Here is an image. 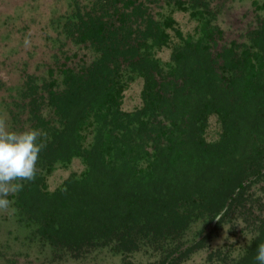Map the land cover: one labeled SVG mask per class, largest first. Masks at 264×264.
Here are the masks:
<instances>
[{"label":"trees","instance_id":"trees-1","mask_svg":"<svg viewBox=\"0 0 264 264\" xmlns=\"http://www.w3.org/2000/svg\"><path fill=\"white\" fill-rule=\"evenodd\" d=\"M169 5L191 11L197 37L155 13ZM209 8L204 0H73L55 22L59 45L45 75H24L2 99L9 131L48 135L35 180L8 198L32 238L58 255L151 251V264H182L221 223L240 220L252 234L240 255L216 250L207 260L259 264L264 18L244 41L226 42ZM169 31L177 42L163 62L157 52ZM72 47L91 58L70 64ZM136 81L141 104L124 111V92ZM211 117L215 139L206 137ZM73 159L84 171L48 190L47 176Z\"/></svg>","mask_w":264,"mask_h":264},{"label":"rangeland","instance_id":"rangeland-1","mask_svg":"<svg viewBox=\"0 0 264 264\" xmlns=\"http://www.w3.org/2000/svg\"><path fill=\"white\" fill-rule=\"evenodd\" d=\"M204 1L209 2V10L214 15L210 16L212 23L222 31L226 42L244 41L247 32L256 26L258 19L264 18V0ZM72 2L73 0H0V116L6 119V102L2 100H7L8 94L3 91L5 88L15 87L24 75L31 72L45 75L59 45L56 41L59 30L56 29L55 22L66 14V9H70ZM189 6L185 4L184 8ZM203 12L206 14L207 11ZM155 13L170 16L174 21L173 28L178 29L183 37H197L199 23L189 9H177L169 5L155 10ZM169 34V45L157 52V57L163 62L168 61L171 48L177 42L174 32L169 31ZM25 39L30 41L27 47ZM72 50L76 56L69 61L70 64L91 58L85 50L78 51L75 47ZM73 52L69 54L72 55ZM140 90L141 82L136 81L124 92V111H132L140 106ZM208 123L206 137L215 139L218 124L214 117ZM83 171L81 161L73 159L67 167L56 168L47 176V189L52 191L69 175H80ZM199 229V226L192 227L185 239L192 240ZM249 230L240 220L224 221L212 233L206 247L193 253L182 264H220L216 257L210 262L207 260L208 255L216 250H221L228 259L236 258L251 239ZM31 233V227L16 220L11 203L6 211L0 210V264H151L157 260V256L151 251L122 254L113 253L106 248L91 250L78 257L58 255L46 244L32 238Z\"/></svg>","mask_w":264,"mask_h":264},{"label":"clouds","instance_id":"clouds-1","mask_svg":"<svg viewBox=\"0 0 264 264\" xmlns=\"http://www.w3.org/2000/svg\"><path fill=\"white\" fill-rule=\"evenodd\" d=\"M24 44L27 47L30 41L25 39ZM47 139L46 132L36 129L19 133L9 131L6 119L0 116V210L9 208L11 201L7 197L10 194L23 190L22 181L35 180L39 154L46 147ZM255 259L264 264V243L257 246Z\"/></svg>","mask_w":264,"mask_h":264}]
</instances>
